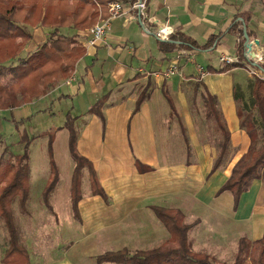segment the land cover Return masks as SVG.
Here are the masks:
<instances>
[{
  "label": "crops",
  "instance_id": "obj_1",
  "mask_svg": "<svg viewBox=\"0 0 264 264\" xmlns=\"http://www.w3.org/2000/svg\"><path fill=\"white\" fill-rule=\"evenodd\" d=\"M120 1L124 12L111 16L110 30L95 45L87 44L89 27L60 29L61 34L77 36L85 51L75 65L73 77L58 81L48 93L56 89L58 103L64 104L65 118L69 113L81 125L77 149L93 164L103 192L92 190L89 170H84L88 181H81L76 215L70 183L71 209L82 224L77 238L67 246L62 262L91 264L95 260L97 264H121L108 261L105 255L121 250L132 255L161 246L171 236L155 211L163 207L184 214L194 251L206 252L222 264H232L238 245L235 249L234 238L243 237L248 225L254 233L248 239L259 240L264 235V205L256 187L251 184L242 193L238 205L230 191L217 193L231 174L222 178V171L218 170L227 154L218 172L211 173L218 152L208 172V176H214L212 182L216 187L199 189L200 169L197 176L192 173L209 162V156L200 151L193 139L188 141L187 150H197L194 159L175 161L166 156L163 152L169 140L159 146L157 135L162 138L166 132L158 130L156 120L164 116L167 108L183 117L173 91L182 82L183 72L194 81L198 72L194 63L181 67L183 58L189 59V55L178 58L179 51L186 50L195 55L196 61L189 59L191 62L208 70L201 83L205 94L211 93L218 101V117L210 114L218 126L220 119L229 130V150L246 147L235 163L248 151L251 138L240 128L233 80L238 69L247 71L246 64L242 61L239 66L220 71L230 65L220 58L227 55L241 60L242 51L245 60L246 32L250 40L259 42L254 48L264 56V0H146L143 20L139 9ZM161 25L172 27L168 39L157 37L156 30ZM31 28L35 30L31 42L38 38L37 43L45 42V33L49 36L52 30L42 26ZM183 37L197 47L184 44ZM179 59L183 61L179 63L178 73L171 79L165 78V71ZM21 107L27 109L25 105ZM28 113L29 110L24 115ZM166 123L163 121L160 126L166 129ZM186 124L182 128L185 126L190 132V125ZM62 133L69 136L67 127L57 132ZM138 163L147 169L139 170ZM194 183L196 188L192 187ZM239 230L243 234L239 235ZM32 261L31 257L30 264Z\"/></svg>",
  "mask_w": 264,
  "mask_h": 264
},
{
  "label": "trees",
  "instance_id": "obj_2",
  "mask_svg": "<svg viewBox=\"0 0 264 264\" xmlns=\"http://www.w3.org/2000/svg\"><path fill=\"white\" fill-rule=\"evenodd\" d=\"M111 0H0V76L11 75L12 82L5 85L0 82V109H13L32 102L35 99L53 90L58 81L70 78L74 73L75 65L84 54V47L78 42L75 35L68 36L60 33L63 27L86 29L91 23L109 17L108 3ZM133 3L136 0H125ZM36 26L50 27L49 41L40 44L35 50L21 57V52L33 38L32 28ZM184 44L197 47L189 38L183 37ZM162 43V41H161ZM242 50V49H240ZM241 51V60H242ZM241 63L226 65L220 69L224 71ZM264 69V65H260ZM210 72L212 71L209 70ZM214 71V70H213ZM251 95L249 103L242 92L241 85L234 87V98L241 127L245 128L251 138L248 151L232 167L230 176L219 188L217 193L230 191L238 205L244 191H247L252 182L264 176V132L261 145H257L258 133L253 113L254 107L259 114V121L264 129V79L252 77ZM142 99L139 100L141 102ZM205 102L209 112L216 114V97L207 92ZM103 118V116H102ZM104 120V118H103ZM220 130L224 139L220 145L219 156L215 161L211 173L219 168L220 162L229 152V130L225 123L220 122ZM65 127L69 130L70 154L76 162L73 173L72 209L78 214V201L82 177V160L89 163V174L92 190L103 193L99 184L96 170L92 163L81 155L76 147L78 130L75 128L71 114L66 115ZM48 135V154L51 175L43 189L45 206L52 209L50 195L59 180V171L53 157L52 132ZM25 152L14 155L8 146H4L0 155V217L8 227L11 248L6 256L14 253L13 234L15 219L12 202L18 199L25 210L30 193V157L28 136H23ZM29 142V143H28ZM139 170L147 169L138 163ZM151 169V167H148ZM157 216L168 228L171 236L161 246L146 251H138L132 255L126 250L115 254H107L108 261H118L124 264H214L207 253L195 252L188 239L190 226L184 222V214L175 209L157 207ZM5 259V258H4ZM251 260L253 264H264V235L253 243L243 236L239 239L238 250L233 264H246Z\"/></svg>",
  "mask_w": 264,
  "mask_h": 264
},
{
  "label": "rangeland",
  "instance_id": "obj_3",
  "mask_svg": "<svg viewBox=\"0 0 264 264\" xmlns=\"http://www.w3.org/2000/svg\"><path fill=\"white\" fill-rule=\"evenodd\" d=\"M31 31L33 33L35 30L32 29ZM45 34V41H49L48 33ZM37 41L38 38L32 42L30 41L28 46L21 52L20 56H27L28 52L35 50L42 44L41 42L37 43ZM201 57L202 56H199V59H201ZM183 59L184 61L179 59L176 63L177 70L188 63H194L197 66V62H191L187 58ZM199 59H197L198 62ZM182 61L184 63L180 67L179 63ZM233 63L235 62L229 64ZM260 65L261 64L255 66L264 71ZM204 69L206 76L208 70L206 68ZM6 74V76H0V82L9 85L12 82V77L7 71ZM182 74V82L178 83L177 89L173 91V97L178 100L183 117H180L178 113L167 108L164 116H160L156 120L158 123V130H164L166 134L163 133L164 137L162 138H160L158 134L157 139L159 141V146L160 143H163L164 146V141L169 140L168 144L165 145L167 149H165L164 152L162 151L166 156L168 155V157L175 158V161H183L186 159L187 162L195 157V153L197 154V150L194 151L193 149L188 152V141L193 139L195 143L198 142L200 151L207 157L209 156L210 161L205 164L203 163L200 167L198 166L192 175L194 177L197 176L198 169H200L199 173L201 176L199 177L198 188L203 190L213 189V187H216V184L212 182L214 176H208V172L220 150L224 135L214 120V116L210 114L211 112H209L205 102V88L201 83V80L205 76L198 71L197 76L193 77L197 79V81H194L192 80V76L185 75L184 72ZM233 80L234 84L241 85L242 92H244L247 101L250 103L252 99V84H250V81H252V78L249 76V73L245 69H238L233 73ZM57 96L58 92L55 89L54 92L52 91L44 97H40L25 104L27 109L22 107L14 110L0 109V155L4 146H8L10 152L14 155L24 154L25 144L27 142L23 141V136H28L30 142L28 154L31 168L30 193L25 210L20 206L18 199L12 202L16 232L13 234L14 253L7 256L6 252L11 248L10 235L5 221L0 217V264H30L31 257L33 264H63V256L67 246L71 244V241L77 238L80 232L82 222L74 216L69 197V186L70 183L71 185L73 184V173L76 162L70 154L68 134H57L58 130L65 127L63 124L66 121L64 104L63 102L58 103ZM216 106L219 109L218 101L216 102ZM28 110L29 113L24 115ZM51 110L54 112L51 113ZM250 111L253 113V118L256 122L255 129L258 133L257 145L259 146L262 143L264 129L259 121L257 110L251 107ZM163 121L167 122L166 129L160 126ZM186 123L190 125V132L187 131L185 126L182 128ZM74 125L77 130L81 128V125L77 122H74ZM240 128L246 131L245 128ZM45 130H50L54 134L52 158L55 160L59 171V180L50 195V203L54 210L45 207L42 194L45 182L48 180L49 175H51L49 154L47 151L48 135L43 133ZM245 148L246 147L239 149L230 148L225 162L218 169L222 171V178H225V176L231 173L233 164L240 155L245 152ZM80 165L83 167L81 181L83 179L85 183L88 181V174L87 172L84 174L83 171L86 169L89 170V163L82 160ZM187 176L190 177L191 174L188 172ZM252 184L256 187L257 196L263 201L264 205V176L262 179L254 180ZM189 187L190 185H188V188ZM192 187L196 188L195 183ZM249 227L248 225V228ZM248 228L247 232L244 231L245 235H243L247 238L251 236L252 233ZM241 234L243 233L239 230V235ZM237 238L238 237L234 238L235 249L236 245L239 243V239ZM251 241L255 243L257 240L251 239ZM154 248L156 247H152L151 249ZM97 252L100 251L98 250ZM217 261L220 264L223 263L218 259ZM217 261H214L211 257V262L218 264ZM91 264H97V262L93 260ZM246 264L253 263L249 260Z\"/></svg>",
  "mask_w": 264,
  "mask_h": 264
},
{
  "label": "built area",
  "instance_id": "obj_4",
  "mask_svg": "<svg viewBox=\"0 0 264 264\" xmlns=\"http://www.w3.org/2000/svg\"><path fill=\"white\" fill-rule=\"evenodd\" d=\"M132 6L135 9H139V17L141 20L145 19V8H146V0H136L132 3ZM108 10L110 13V16L107 18L100 19L99 21L91 24L88 28V39L87 44L88 45H95L99 41L103 39V37L106 35V33L110 30V18L111 16H116L124 12L125 7L122 1L120 0H112L108 3ZM173 32V29L171 26L168 25H161L156 30V35L160 39H168L170 34ZM252 41V40H251ZM245 60H240L239 57H231L227 55H223L220 60L223 63H231V62H244L246 64V69L251 75V77L257 76L259 78H264V71L256 68V64H264V56L256 53V57H252L250 51L248 49H245ZM188 54L189 59L191 61H196L194 53H189L186 50L179 51L178 58L182 57L183 55ZM198 71L205 76V69L202 65H197ZM177 68L176 63H173L164 73L165 78H170L174 74H176ZM73 77V76H72Z\"/></svg>",
  "mask_w": 264,
  "mask_h": 264
},
{
  "label": "water",
  "instance_id": "obj_5",
  "mask_svg": "<svg viewBox=\"0 0 264 264\" xmlns=\"http://www.w3.org/2000/svg\"><path fill=\"white\" fill-rule=\"evenodd\" d=\"M245 38H246L245 39L246 48L248 49V51H250L252 57H256L254 45L258 44L259 42L257 40H252L251 41L249 35L247 34V32H246Z\"/></svg>",
  "mask_w": 264,
  "mask_h": 264
}]
</instances>
